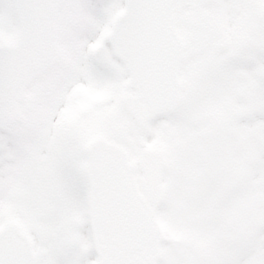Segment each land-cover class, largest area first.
I'll return each instance as SVG.
<instances>
[{"label":"snow or ice","instance_id":"6c2138e0","mask_svg":"<svg viewBox=\"0 0 264 264\" xmlns=\"http://www.w3.org/2000/svg\"><path fill=\"white\" fill-rule=\"evenodd\" d=\"M217 7L259 4L0 0V264H98L82 246L92 238L95 181L87 164L96 153L66 119L77 90L118 86L134 73L127 42L143 11ZM120 9L129 16L107 31ZM9 36L20 46L11 47ZM205 55L181 61L184 72H199L186 100L125 113L130 157L145 156L166 126L213 129L201 151L182 154L158 177L166 187L146 196L145 211L186 237L152 264H264V19L251 39L223 46L215 66L200 71ZM225 104L220 123L204 117ZM149 174L142 162L130 171Z\"/></svg>","mask_w":264,"mask_h":264},{"label":"rangeland","instance_id":"374dc122","mask_svg":"<svg viewBox=\"0 0 264 264\" xmlns=\"http://www.w3.org/2000/svg\"><path fill=\"white\" fill-rule=\"evenodd\" d=\"M237 0H231L232 3H237ZM218 4L225 3V0H213ZM259 4V8L256 10L263 15L264 19V0H256ZM238 7H217V8H203L205 13L204 20L199 29L190 28L187 22V15L189 10H180L177 14V29L181 35V38L185 45L183 59L193 53L201 50L205 51L206 55L199 61L198 68L200 71L210 70L217 63V54L220 49L225 45H233L234 43H228L227 37L224 36L225 29L234 26L232 21L234 16L238 14ZM122 9L116 12L113 16L120 13ZM112 19V21H113ZM244 21V20H243ZM245 23V22H244ZM241 26V24H240ZM253 30L251 36L245 40L252 38L254 29L256 26H252ZM111 30V27L106 29ZM17 36L7 37V42L15 41ZM235 41L240 42V38L234 37ZM199 72L186 73L182 67L180 69L179 78L182 84L181 90V102L186 100L189 94L197 86ZM240 76L246 80V74L241 72ZM127 80L122 84L113 87L103 88H85L83 91H77V101L75 106L68 111L67 122L69 126L75 130L77 135L85 142H88L97 137L102 136L106 140H114L116 144L124 146L123 141H118L115 138V129L120 124H126L130 127L129 120L126 116V110L122 105V96L124 94H133L134 91L127 87ZM239 87H251L250 84L237 82ZM80 90V89H79ZM227 105H220L209 108L205 113L204 117L211 121L213 124H218L224 119ZM213 129L209 128L203 132H193L189 128L185 127H173L168 126L167 130L161 132L160 138L151 148H161L165 150L167 158V170L164 174L168 173L170 169L175 166L182 154L189 157H194L196 153L201 151V139L204 135L211 133ZM130 142V136L127 139ZM125 150L128 149L124 146ZM137 157H130V161L138 160ZM142 177H138V183L140 184ZM164 188L166 187L163 185ZM159 224L161 225L165 240L161 246V254L164 251L166 245L173 241L186 239L183 233L175 231L170 224L163 219L156 217ZM17 223L19 226L20 221L12 218L10 222ZM82 246L84 249L94 254L97 259V254L94 250L93 239L90 241H83Z\"/></svg>","mask_w":264,"mask_h":264},{"label":"water","instance_id":"95a60500","mask_svg":"<svg viewBox=\"0 0 264 264\" xmlns=\"http://www.w3.org/2000/svg\"><path fill=\"white\" fill-rule=\"evenodd\" d=\"M170 31L172 33V25ZM129 85L138 87L133 80L129 82ZM151 102V99L145 100L143 98L141 90L135 98H124L126 108L128 110L134 109L137 112L154 107L150 106ZM126 133L127 128L121 127L118 129L117 137L123 139L126 137ZM89 149L96 153V158L90 161L89 167L95 181L94 201H97L102 209L107 208L108 211H113L115 214L130 215L133 213L132 210H137L134 209L132 203L137 204L138 209L143 210L145 199L139 194L134 177L130 176V171L135 170V164L128 163L127 154L121 148L105 142L102 138L92 141ZM162 153L160 150H148V153L140 160L150 170V174L144 176L143 179V189L146 195L157 189L163 190L158 182V177L162 175V169L165 168ZM111 176L112 178H110ZM109 178L110 182H108ZM118 190L121 195L131 200L114 198L116 197L115 192ZM113 201L114 203H112ZM103 213L105 214V211ZM151 218L154 219L152 216ZM155 224L157 223L155 222ZM158 240L144 251H140V248L143 247L141 244L140 247L138 246L139 251L135 252L134 256L124 255L126 256L124 260L109 257L110 264H152L154 257H156L155 254L159 252ZM99 244H105V247H108L105 238L102 236L97 239V248ZM138 248L133 250L136 251Z\"/></svg>","mask_w":264,"mask_h":264},{"label":"bare ground","instance_id":"6f19581e","mask_svg":"<svg viewBox=\"0 0 264 264\" xmlns=\"http://www.w3.org/2000/svg\"><path fill=\"white\" fill-rule=\"evenodd\" d=\"M236 2L237 4H239V3L251 2V0H237ZM237 10H238V14L237 16L235 15L232 20L234 22V26L225 29L224 32V36L227 37L228 43H234L233 45L240 43L242 37L243 40L249 38L253 30L252 26L257 25L258 19H263V15L259 13V11L256 9L246 10L238 7ZM236 36L240 38V42L234 40L235 39L234 37ZM82 90L84 91L85 88L81 87L80 90L78 89L77 91H82ZM66 119H68V113Z\"/></svg>","mask_w":264,"mask_h":264}]
</instances>
